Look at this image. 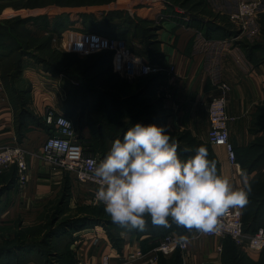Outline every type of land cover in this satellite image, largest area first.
<instances>
[{
	"label": "crops",
	"instance_id": "crops-1",
	"mask_svg": "<svg viewBox=\"0 0 264 264\" xmlns=\"http://www.w3.org/2000/svg\"><path fill=\"white\" fill-rule=\"evenodd\" d=\"M4 1L9 2V6L0 9V14L9 8L17 12L23 9H15L14 6H10L12 0ZM26 1L29 5L37 3L35 5L40 6L33 7L34 10L43 11L38 12V15L37 13L33 15L38 17L46 15L51 18V15L55 16L66 12L67 7L74 9L70 5L71 3L54 1L46 3L45 0ZM42 1L44 3L40 4ZM209 5H212V8H215L216 12H220L223 16H230L237 8V2L234 0H209ZM89 9L91 8L85 11L90 12ZM130 10L133 12L132 9ZM156 15H159V11H156L151 17L156 18ZM30 21L34 23L35 20L32 18ZM263 21L264 0L257 18L253 22L249 21L247 27L243 29L242 36L245 35L247 43H259L264 46V29L261 27L264 24ZM177 25L173 20L164 22L163 28L159 31V37L162 40L160 52L166 66L164 70L167 69L163 75L171 89V93L167 94L164 103L170 112L167 119L168 128L179 132H188L197 140L207 142L211 146L212 156L217 162L218 174L227 177L233 185L241 186L244 174L247 175L250 185L258 178V184H264V169L260 170L261 167H259L260 164H264V155L259 154L260 151H258V148L263 146L261 137H264V125H261L264 120V60L254 62L252 60L254 56L247 57L242 48L234 45L232 39H206L197 33L196 28ZM64 35L60 43L69 47L68 31H65ZM21 62V74L27 81L26 85L29 86L25 95L29 94L30 97L29 102L22 107L23 112L27 110L29 114L43 117L41 120L43 122H45L44 115L49 108H54L62 113L63 104L69 96V88L62 81V77L46 70L31 55L24 56ZM122 78L123 76L116 75L114 80L127 83L128 87L121 90L113 88V86L114 91H111L113 97H116L118 101H114L106 112L103 110L96 113L89 112V114L100 117L94 126L101 128L102 120L115 126L121 120L126 122L127 118H129V120L127 119L129 122L132 121L135 124L137 116L135 99L138 92L135 89L136 81H127ZM222 83H227L230 86L227 93V113L233 117L229 122L230 139L236 149L238 164L230 161L224 146L211 145L207 137L210 127L209 103L212 97L220 92ZM1 94L3 95H0V147L20 144L28 152L29 183L7 210L8 213L12 211L18 215L28 210L29 208H26L28 205L35 202L39 204L40 200L45 201L51 195L53 188L56 187L57 181L61 179V172L49 167L42 159V144L48 136L47 126L31 123L25 115H23L26 118H23L24 123L19 124L20 120L18 121V119L20 115L22 116V110H20L22 108H19L20 111L18 108L15 109L13 103L9 101L8 91ZM124 104L127 105L125 109H123ZM122 112L125 113L124 118H121ZM92 127L89 122L85 123L82 131L83 138H86L87 130L90 132ZM118 130L121 131L122 128ZM94 132H99V128ZM91 138L92 136L89 138V142L92 140ZM108 139L115 138H107V141ZM100 154L104 156L103 153ZM178 154L181 158L191 155H183L181 152ZM79 188L80 191H77V194L86 200L91 197L95 186L91 182H83L80 183ZM252 204L255 206L259 204V209L257 211L252 209ZM252 204L247 205V208L246 205L242 206L243 215L247 211L250 219H253L257 225L256 227H264V199H259ZM147 219L149 221L146 222L144 231L121 232V247L116 246L100 227L84 229L79 234L81 238L77 239L78 244L81 243L78 257L88 258L90 264H103L105 255L110 256L109 264H147L154 255L153 249L159 244L163 235L169 231H175L182 232L189 237L187 249L177 251L181 264H225L226 243L227 241L234 243L232 239L209 237L196 229L189 230L175 223L170 222L169 226H164L153 224L148 216ZM70 247L74 248L75 246L72 243ZM236 247L255 262L264 257V250L257 252L237 245ZM175 253L162 256L171 259ZM21 264L37 263L24 261ZM155 264H159V261Z\"/></svg>",
	"mask_w": 264,
	"mask_h": 264
},
{
	"label": "rangeland",
	"instance_id": "rangeland-1",
	"mask_svg": "<svg viewBox=\"0 0 264 264\" xmlns=\"http://www.w3.org/2000/svg\"><path fill=\"white\" fill-rule=\"evenodd\" d=\"M53 1L55 0H45L46 3ZM63 1L71 3L70 5L74 7V9L66 8V12L70 13L71 18H68V26L63 32L66 30L95 32L94 30H83V22H85L90 28H98L109 34H118L120 39L126 41L128 47L138 53H147L153 61L164 63L160 52L162 40L159 37V31L163 28L164 22L172 20L178 24L177 26L196 28L197 33L206 39H232L234 45L242 48L246 56L251 58L250 49L243 47L244 43H247V39L245 35L244 37L242 35L248 22H253L257 16L248 19L244 27L241 22L233 20L231 16L217 13L215 8L209 5V0H126L125 4H120L118 0ZM79 2L86 3L76 5ZM42 3L44 2L42 1L40 4ZM8 4L9 2L0 0V9L9 6ZM11 4L10 6H14L15 9H23L17 12L9 8L5 10V15L4 13L0 14V95H3L2 92L8 91L9 101L13 103L15 109L30 100L29 94L25 95L29 86L26 85L27 81L21 74V59L24 56H33L44 68L51 66L57 76H61L62 81L68 86V93L72 89V92H76L80 99L81 96L78 94H81V83L86 84L90 80V76L109 77L110 81L113 74L119 77V74L112 69L113 54L110 55L109 51V53L78 54L63 46L60 43L63 32L61 34L54 32L56 15H51V18L41 16L40 20L36 19L33 23L30 19L38 17L33 15L43 12L33 9V7L39 6L35 5L37 3L29 5L26 0H12ZM112 4L115 5L110 7L109 5ZM92 6L97 7L93 8ZM88 8H91L89 9L91 10L90 14L82 17V12H86L85 10ZM156 11H159V15L152 18ZM142 13L147 14L143 15ZM261 27L264 29V24ZM6 54L11 57L5 60L4 55ZM253 55L252 60L257 62L263 58L264 51ZM122 79L136 81L135 89L144 93L141 99L146 105L138 103L136 122L167 126L170 112L164 103L167 94L171 93V89L166 83L165 75L154 74L139 77L136 80H129L125 77ZM93 85L97 90L114 91L110 84L107 88L98 85L97 80L93 82ZM22 87H26L25 92ZM16 93H18V98H14ZM21 93L24 96H20ZM92 111H94L93 108L90 112ZM62 113L67 115L64 106ZM71 118L76 122L75 126L83 145L93 153L105 154L104 151H107L108 146L110 147L112 140L108 139L106 147L103 140L111 135L103 134L104 130L100 126H93L90 128V132L87 130L86 138H83L80 131L82 119H79L78 115L71 116ZM127 119L129 120V118ZM127 119L125 126H122L123 129L114 132L112 136L119 134L122 136L123 132L134 124ZM90 120L91 118L84 120L83 126ZM262 121L261 125L263 126L264 120ZM97 128L101 132H94ZM83 129L84 127L82 131ZM169 134L177 142L178 152L192 154L197 146L203 144L208 149L209 159L213 158V152L207 142L197 140L190 133L188 135L187 132H179L171 128H169ZM91 136L92 140L89 142ZM261 141L264 142V137H261ZM258 149L260 153H264V143L263 147L260 146ZM43 161L49 167L61 172V179L57 181L56 187L53 188L51 195L45 201L40 200L39 204L35 202L28 205L26 208L29 209L18 215L12 211L8 213L7 210L28 185L29 170L24 182L19 180L16 166H12L0 174V264H21L24 261H34L37 264H78L81 243L78 244L77 239L81 238L79 234L84 229L100 227L111 240L114 239L117 242L121 241L118 239L121 238V232L137 230H129L118 223L110 224L111 217L104 212L103 205H93L90 198L84 200L77 194V191H80V183L83 182L78 180L74 173L60 166L51 165L44 159ZM259 167H261L260 170H263L264 164H260ZM72 243L74 248L70 247Z\"/></svg>",
	"mask_w": 264,
	"mask_h": 264
},
{
	"label": "clouds",
	"instance_id": "clouds-1",
	"mask_svg": "<svg viewBox=\"0 0 264 264\" xmlns=\"http://www.w3.org/2000/svg\"><path fill=\"white\" fill-rule=\"evenodd\" d=\"M177 149L168 126L155 123L136 122L112 140L92 175L94 198L114 223L143 230L148 216L153 224L211 232L229 208L247 204L246 174L237 187L218 174L205 145L185 158Z\"/></svg>",
	"mask_w": 264,
	"mask_h": 264
},
{
	"label": "built area",
	"instance_id": "built-area-1",
	"mask_svg": "<svg viewBox=\"0 0 264 264\" xmlns=\"http://www.w3.org/2000/svg\"><path fill=\"white\" fill-rule=\"evenodd\" d=\"M234 1L237 2V9L230 16L233 20L241 22L243 26L248 19L256 17L260 13L263 3V0ZM66 31L69 32L68 48L70 51H75L78 54L110 51L113 54V71L123 77L129 79L145 77L164 70L160 64L151 62L128 47L124 39L108 37L98 32ZM62 34L63 38L65 31ZM220 89V92L214 95L209 103L210 127L207 137L211 145L224 146L230 161L238 164L236 149L230 139L229 122L233 117L227 113V93L230 86L227 83H222ZM44 120L47 125L51 126V129L42 144V158L51 165L60 166L74 173L77 179L82 182L93 183L95 188L90 202L93 205H102L97 203L94 198L98 181L92 175V170L103 156L93 153L83 145L71 117L59 113L54 108H49L44 115ZM27 155L26 148L20 144L0 147V174L15 165L18 169L19 180L24 182L29 170ZM201 233L222 239L230 237L237 246L245 247L249 251L264 250V227H259L254 232H248L245 229L242 207L229 208L220 218L218 227L214 231ZM181 234L186 238L179 240L178 236ZM188 239L189 237L183 233L175 231L167 233L153 249L154 255L147 264L157 263L160 255L184 251L188 247ZM109 258V255H105L103 264H109ZM78 264H90V260L78 257Z\"/></svg>",
	"mask_w": 264,
	"mask_h": 264
},
{
	"label": "trees",
	"instance_id": "trees-1",
	"mask_svg": "<svg viewBox=\"0 0 264 264\" xmlns=\"http://www.w3.org/2000/svg\"><path fill=\"white\" fill-rule=\"evenodd\" d=\"M124 1H126V0H119V3L120 4H125ZM54 2H61V3L70 4V3H67V2H65L63 0H55ZM86 2H79V4H83L84 5ZM88 3H90V2H88ZM109 6L112 7L114 5H109ZM82 13H83L82 17L87 16V15L90 14L89 12H82ZM147 13H142V14L146 15ZM70 16H71L70 13H67V12L60 13V14L56 15L55 18H54V23H55L54 32H59V34H61L63 32V30L68 26L67 23L69 21L68 18ZM36 19L40 20L41 16L34 18L35 21H36ZM82 20L85 21L84 18H82ZM83 24H84V27H83L84 29L83 30H94L95 32H98V33L103 34V35L108 36V37H114V38L118 37V34H109V33L103 32L101 29H98V28H90L87 25L88 23L83 22ZM45 26H47V25H45ZM134 36L136 37V34H134ZM243 46L245 48H249L250 49L251 57L254 56L253 54L257 53L258 51H264V46L259 44V43H254V44L244 43ZM13 52H15L14 49H13ZM104 52L109 53L110 51L109 52L108 51H101V52H97V53H104ZM135 52L138 53L137 51H135ZM91 54H93V53H91ZM111 54L112 53L110 52V55ZM138 54L144 55L151 62L158 63L162 67H166L165 64L164 63H160V61H156V60L153 61L151 58H149V55L147 53H138ZM10 57H11V55H8V54L4 55V58L8 59ZM262 59L264 60V56H263ZM45 69L46 70H50L53 74L57 75V73L52 70L51 66H49V67L45 66ZM112 69H113V66H112ZM164 73H166V70H162V71H160L158 73H155V75L162 76ZM152 75H154V74H152ZM115 76H116V74L112 75V80L111 81L109 80V77H107V78L106 77H102L101 78V76H99V75L90 76V80L86 84H84V82L81 83V86H80L81 94H78L79 96H81V99L76 95L77 94L76 92H72V89L69 91V93H68L69 96H68V98L66 99V101L63 104L64 105V109H65V111L67 113L66 116H68V117H71V116L76 117L78 115L79 119H82V121H80V125H82V127H80L81 134H82V128L85 126V124L83 126L84 120L91 118L89 123L92 126H94L96 121L98 119H100V117H94L96 115H92L91 113L89 114V112L91 111V108L94 109V111H92V113H96V112L101 111V110L106 112L108 107L111 106V104L114 101L115 102L118 101V99L116 97H113V92H109V91H106V90H100V89L97 90L95 88V86L93 85V82H95L97 80L98 85H101V86H104V87H107V88H108L109 84H110V87L114 86L113 88H117V89H121V90L124 87H128L127 83L124 84V82H120V81L116 82V80H114ZM135 87H137V83L135 84ZM17 94L18 93H16V96L14 95V98L18 96ZM143 94H144L143 92H137V94H136L135 101H136V108L137 109H138V103L144 104V101L141 99V98H143L142 97ZM20 96H24L23 93H21ZM130 101H131V99H130ZM145 105L146 104H144L143 106H145ZM24 106H25V104L20 105L19 108L20 107L22 108ZM126 107H127V105L124 104V108L123 109H125ZM19 108H18V110H19ZM20 110H22L21 111L22 112V116L20 115V118L18 119V121L20 120L18 122L19 124L21 122L24 123L23 122V118L27 117L28 121H30L31 123H34L36 125H46L47 128H48V132H50L51 126L47 125L45 122L41 121L43 119V117L34 116L32 114H29L27 110H25L23 112V108L20 109ZM124 114L125 113L122 112L121 118L122 117L124 118ZM23 115H25V117H23ZM102 122H103L102 123L103 125H102L101 128L104 129L103 134L109 133L111 135V136H109V138L116 137V136L118 137L120 134L119 135H114V136H112V135L114 134V132H118L119 131L118 129L122 128V126H124V124L126 123V122L121 120L119 124L113 126V125H111V124H109L107 122L105 123L104 120H102ZM74 123L76 125L75 121H74ZM112 126H113V129H112ZM99 132H101L100 129H99ZM187 134L189 135L188 132H187ZM103 141L105 142V146H106L107 138H105ZM210 148H211V146H210ZM181 153L183 155L187 154V153H183V152H181ZM259 154H261V153H259ZM262 155H264V153H262ZM210 159L215 160L214 157L210 158ZM14 167H15V165H14ZM258 181H259V178L256 181H254L255 185L253 183L251 184V187H254V188H251V191L249 192L248 202L246 204V208H247V205H250L252 203H256V201H258L259 199H261V200L264 199V197H262V195H264V184H262V185L258 184L259 183ZM258 207H259V204L257 206H255V204H252V209H254L255 211H257V209H259ZM247 213L248 212L246 211V213L243 215L245 229L248 232H254V231H256L258 229V227H256L257 225L253 222V219H250V217H249V215ZM109 221H111L110 224H113V225L116 224L112 220H109ZM148 221L149 220L146 217V222H148ZM139 232H142V230H139ZM169 232H171V231H169ZM169 232H167V233H169ZM166 234H164L163 236H165ZM227 238L231 239L230 237H227ZM118 239L121 240V241L117 242V241H114V239H112V241L114 242V244L116 246L121 247L122 239L121 238H118ZM234 243H232L230 241H227V243H226V248H225V251H224V263L225 264H264V257L260 261L255 262V261L251 260L243 251L238 249L236 247V244H234ZM159 264H181L180 255L177 252V253H175L172 256L171 259H167L164 256L160 255Z\"/></svg>",
	"mask_w": 264,
	"mask_h": 264
},
{
	"label": "bare ground",
	"instance_id": "bare-ground-1",
	"mask_svg": "<svg viewBox=\"0 0 264 264\" xmlns=\"http://www.w3.org/2000/svg\"><path fill=\"white\" fill-rule=\"evenodd\" d=\"M28 161V160H27Z\"/></svg>",
	"mask_w": 264,
	"mask_h": 264
}]
</instances>
